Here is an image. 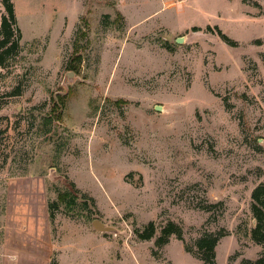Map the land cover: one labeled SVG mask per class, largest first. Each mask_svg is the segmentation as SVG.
Instances as JSON below:
<instances>
[{"label":"rangeland","instance_id":"rangeland-1","mask_svg":"<svg viewBox=\"0 0 264 264\" xmlns=\"http://www.w3.org/2000/svg\"><path fill=\"white\" fill-rule=\"evenodd\" d=\"M12 2L0 264H203L185 246L219 229L216 264L264 255L249 234L264 184V0ZM168 221L182 239L157 246Z\"/></svg>","mask_w":264,"mask_h":264},{"label":"trees","instance_id":"trees-1","mask_svg":"<svg viewBox=\"0 0 264 264\" xmlns=\"http://www.w3.org/2000/svg\"><path fill=\"white\" fill-rule=\"evenodd\" d=\"M0 2L3 6V13L0 16V67H5L20 51L21 31L17 24L12 0H0ZM207 28L210 29L209 26ZM217 32L227 44H236L235 41L231 40L219 29H217ZM70 186L72 189L75 188L73 183H70ZM58 198L60 201H63L64 195L59 194ZM251 199V213L254 223L249 232L250 238L253 242L264 245V184H259L252 190ZM55 207L57 208L56 201L48 203L51 221L54 218L53 208ZM209 207H211V204L206 206L205 209ZM155 231L156 226L153 221H149L142 229L136 228L134 230L140 240H150L154 236ZM227 234L228 232L224 229L204 232L194 241V249H191L189 246H185V249L201 260L203 264H216L215 247L220 238ZM171 236L182 239V230L178 224L168 221L161 226L155 244L157 246L166 244ZM242 264H264V255H261L254 261L245 260Z\"/></svg>","mask_w":264,"mask_h":264},{"label":"water","instance_id":"water-1","mask_svg":"<svg viewBox=\"0 0 264 264\" xmlns=\"http://www.w3.org/2000/svg\"><path fill=\"white\" fill-rule=\"evenodd\" d=\"M182 39H183L182 37H178L176 39V42L180 43V42H182ZM156 109L158 110V109H160V107L157 106ZM92 225L96 230H98L100 232H113V233L117 232V230L115 228L107 226V225L103 224L102 222H100L99 220H96V219L93 221Z\"/></svg>","mask_w":264,"mask_h":264},{"label":"crops","instance_id":"crops-1","mask_svg":"<svg viewBox=\"0 0 264 264\" xmlns=\"http://www.w3.org/2000/svg\"><path fill=\"white\" fill-rule=\"evenodd\" d=\"M48 228V227H47ZM47 236H48V234H47ZM47 240H48V238H47ZM48 242H49V240H48ZM46 246L47 245H49V244H47V242H46V244H45ZM48 247V246H47ZM22 250H25L24 248H21Z\"/></svg>","mask_w":264,"mask_h":264}]
</instances>
